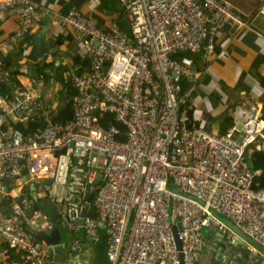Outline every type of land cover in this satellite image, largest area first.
I'll return each mask as SVG.
<instances>
[{"label": "built area", "instance_id": "1", "mask_svg": "<svg viewBox=\"0 0 264 264\" xmlns=\"http://www.w3.org/2000/svg\"><path fill=\"white\" fill-rule=\"evenodd\" d=\"M113 1L128 32L115 20L97 27L74 8L52 15L73 31L88 60L86 73L71 76L75 98L67 122L51 121L41 104V79L30 72L0 98V199L11 196L9 212L0 209L1 241L23 252L28 264H49L48 245L23 229L52 226L42 208L23 214L47 197L66 231L96 244L103 229L107 264H197L203 227H215L227 241L234 236L217 215L264 248V185L255 187L259 170H251L245 154L261 150L264 120L248 105L232 109L223 133L188 126L179 93L192 59L172 56L210 52L213 33L224 25L245 27L246 15L228 0ZM44 12L32 0H0V17L17 18L15 38ZM97 113L112 114L122 129L100 124ZM28 122L38 124L26 130ZM78 247L74 238L70 252ZM247 257L249 264H264L250 245Z\"/></svg>", "mask_w": 264, "mask_h": 264}, {"label": "crops", "instance_id": "2", "mask_svg": "<svg viewBox=\"0 0 264 264\" xmlns=\"http://www.w3.org/2000/svg\"><path fill=\"white\" fill-rule=\"evenodd\" d=\"M32 1L46 11L28 32L33 34L45 26L42 52L35 61H30L32 40L26 36L14 37L18 24L16 16L0 17V98L7 97L17 82H26L30 72L41 79V104L52 116L63 105L67 89L70 87L75 92L71 76L88 71V60L80 41L69 27L53 21L52 15L74 8L91 18L95 26L107 29L112 20L118 23V9L110 0ZM228 1L246 15L247 24L239 30L224 25L215 31L211 51L193 54L191 71L180 81L189 121L218 134L230 127L232 109L253 105L262 118L264 116V17L257 12L260 1ZM7 58L8 66L5 65ZM32 63L42 66L43 79ZM74 98L75 95L73 101ZM6 122L17 124L9 119ZM52 225L58 227L60 239L49 248V264H107L103 240L91 244L80 233L66 231L58 220L52 221ZM230 229L234 236L225 244L215 227L209 225L201 229L204 247L197 264H212L218 250L225 256L224 260L227 258L235 264L249 262L250 244L245 243L244 234L237 227L232 225ZM74 238L79 247L71 253L70 244ZM259 253L264 259V254ZM0 264L28 263L23 252L8 247L0 239Z\"/></svg>", "mask_w": 264, "mask_h": 264}, {"label": "trees", "instance_id": "3", "mask_svg": "<svg viewBox=\"0 0 264 264\" xmlns=\"http://www.w3.org/2000/svg\"><path fill=\"white\" fill-rule=\"evenodd\" d=\"M110 2L113 3V5L116 6L118 9L117 21H118L119 27L123 31L128 32V23H127L124 12L122 11V9H120L117 6L116 2H114L113 0H110ZM193 54H195V53L179 52V53L173 54L172 56L177 57V58L183 57V56H190L192 59ZM9 64H10V62H9V59L7 58L5 60V65L8 66ZM32 66H33V68L34 67L36 68L35 70H36L37 74H40L42 76V79H43L44 76H43V72H42V66L37 64V63H32ZM180 88H181V86H180ZM67 90H66L67 92H65V95H64L63 105L61 107L57 108L55 114L51 116V121H53V122L65 123L71 118V113H72V108H73V103H74L73 97L75 95V92L70 87ZM179 97L182 100V89L180 90ZM180 106L185 111V114L188 118L187 125L189 126L190 125V121H189L190 119L188 117L189 111L185 110L184 101H181ZM96 117H97L100 124L105 125L107 121H111V123L115 124V126L117 128L122 129L121 125L113 120V116L110 113H97ZM263 120H264V116H263ZM36 124H38V123H36V122L26 123V125H25L26 130L34 127V125H36ZM13 126L22 129L23 124L21 125V124L17 123ZM245 154H246V158L248 161V165L251 168V170H256V169L259 170V173L257 175L253 176V181L255 183H257V185H255V187H259V186L264 185V152L261 150H252V151L247 152ZM10 201H11V196H9L7 194L4 195L0 199V209L2 212H4V213L9 212ZM99 239H101L105 242V235H104L102 228L99 231Z\"/></svg>", "mask_w": 264, "mask_h": 264}, {"label": "water", "instance_id": "4", "mask_svg": "<svg viewBox=\"0 0 264 264\" xmlns=\"http://www.w3.org/2000/svg\"><path fill=\"white\" fill-rule=\"evenodd\" d=\"M45 31V26L41 27L37 32L33 33V34H29L26 33L25 36L30 38L32 40V46L29 52V60L30 61H35L37 56L39 54H41L42 52V37ZM239 124L236 125V128H239ZM260 148L261 151L264 152V141L261 142L260 144ZM99 177V175L97 176ZM9 178L5 177L3 179V192H7V189L9 187ZM45 183H49V179H45L44 180ZM29 188L32 190L33 186L30 185ZM87 191L84 194V199L87 201L90 198V192L88 191V186L86 187ZM32 197H34L31 194ZM16 202L19 203V199H16ZM42 208L49 216V218L54 221L56 220L57 217V213H56V208L53 205V203L51 202V200L47 197L42 198L38 201V205L34 204L32 205L30 208H27L24 210L23 214L25 218H29L31 211L33 209L36 208ZM85 215V207L81 208L80 211V216H84ZM217 218L222 221L223 223H225L228 227L231 228V226L233 225L229 220H224L222 218V216L217 215ZM81 218H79L77 220V223H80ZM23 229L28 232L31 237L37 241H43L48 245V252L50 251L49 248L51 246H54L55 244H58L59 239H60V235H59V230L58 227L56 225H52L50 228H44L41 230H28L26 227H23ZM178 230V224L174 225L172 227V231L175 234V232ZM218 236H220L222 243H227L226 240L222 239L223 235L218 231L217 232ZM243 238L245 239V243L250 244V246L256 248L259 252H261L262 254H264V248L261 247L260 245H258L256 242H254L253 240L249 239L248 237H246L245 235L243 236ZM176 245L178 248V240L176 239ZM224 255H222V253L218 250L217 254L215 255L214 259L212 260V264H235L234 261H229L227 258L226 260H224ZM244 264H249V262L245 261Z\"/></svg>", "mask_w": 264, "mask_h": 264}, {"label": "rangeland", "instance_id": "5", "mask_svg": "<svg viewBox=\"0 0 264 264\" xmlns=\"http://www.w3.org/2000/svg\"><path fill=\"white\" fill-rule=\"evenodd\" d=\"M53 99L55 100V98L53 97ZM48 104H50V103H48Z\"/></svg>", "mask_w": 264, "mask_h": 264}]
</instances>
